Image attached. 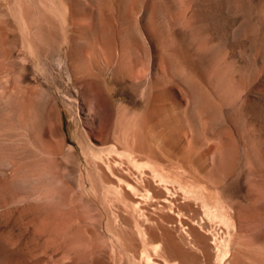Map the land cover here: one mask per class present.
<instances>
[{
  "label": "rangeland",
  "instance_id": "obj_1",
  "mask_svg": "<svg viewBox=\"0 0 264 264\" xmlns=\"http://www.w3.org/2000/svg\"><path fill=\"white\" fill-rule=\"evenodd\" d=\"M263 3L0 0V264H264Z\"/></svg>",
  "mask_w": 264,
  "mask_h": 264
},
{
  "label": "bare ground",
  "instance_id": "obj_2",
  "mask_svg": "<svg viewBox=\"0 0 264 264\" xmlns=\"http://www.w3.org/2000/svg\"><path fill=\"white\" fill-rule=\"evenodd\" d=\"M252 7L253 6H248L249 12L245 16V22L243 23V27L242 28L245 30L246 36L249 38L251 47L252 48L254 47V49H256V51H261L264 54V22H262L263 17H264V3L262 4V6L254 7V8H256L255 10ZM241 10H242V12L244 11L243 8H241ZM244 13H246V12H244ZM111 25H112V23H111ZM131 42H132L131 45L133 46V48H136L137 50L140 49V48L141 49L144 48L143 47L144 45L139 43L137 41V39H135V38L133 40L131 38ZM110 46H111V44L109 45V43H108V45H107V58H106V60H107L106 63L107 64L106 65H109V63L112 60L111 58L113 57L112 53L109 52ZM115 73L116 72L114 70L113 74H115ZM167 73H168L167 72V66H165V68H161V74H162L163 81H166L165 77H166ZM237 73H238V76H242L243 75L242 68H239L237 70ZM245 74H247V72ZM198 90L200 91V98H201L200 99L201 100L200 112L203 111V113H204L205 109L210 107V106L212 107L213 103L211 102V100L208 97V95L203 90H201V88H199ZM201 125H202V123H201Z\"/></svg>",
  "mask_w": 264,
  "mask_h": 264
}]
</instances>
